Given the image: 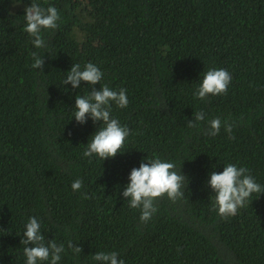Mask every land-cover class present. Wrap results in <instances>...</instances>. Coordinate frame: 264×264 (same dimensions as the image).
I'll use <instances>...</instances> for the list:
<instances>
[{
	"label": "trees",
	"instance_id": "16d2710c",
	"mask_svg": "<svg viewBox=\"0 0 264 264\" xmlns=\"http://www.w3.org/2000/svg\"><path fill=\"white\" fill-rule=\"evenodd\" d=\"M31 3L60 16L42 30L43 48L24 31ZM88 62L100 83L63 85L73 63ZM212 68L230 73L227 92L195 98ZM103 85L127 90V107L113 103L110 116L130 130L125 152L104 161L83 155L102 121L73 117L76 96ZM199 111L205 120L188 127ZM214 118L222 126L209 136ZM144 158L188 178L182 198L154 201L147 223L122 197ZM229 163L264 187V0H0V264H26L20 241L33 216L45 244L64 245L58 264H99L98 251L125 264H264V193L226 219L212 210L206 182Z\"/></svg>",
	"mask_w": 264,
	"mask_h": 264
},
{
	"label": "clouds",
	"instance_id": "9594fccd",
	"mask_svg": "<svg viewBox=\"0 0 264 264\" xmlns=\"http://www.w3.org/2000/svg\"><path fill=\"white\" fill-rule=\"evenodd\" d=\"M60 19L58 10L54 6L44 8L38 3H31L25 8L26 25L24 31L32 37V43L36 48L45 47L42 37V30H55ZM32 67L43 71L44 58L33 52ZM103 78L102 71L92 62H88L81 68L78 63H73L67 71L63 85L71 84L73 89L79 88L81 81L94 86ZM231 75L225 69H209L203 76L202 82L196 88L193 96L204 100L209 95H221L227 92ZM127 90L121 88L113 90L107 85H103L97 90L91 87L87 95L76 96L73 117L79 124H84L90 117L96 123L102 121L104 125L92 134L91 141L87 143V148L83 152L85 157L91 158L93 155L102 161L114 158L118 153H123V145L130 135L127 126H122L120 122L110 116L111 107L114 103L119 108L128 105ZM205 120L202 111L194 113V119L188 121V127L195 128L196 121ZM208 128L206 134L216 136L221 129L222 121L214 118L207 121ZM225 131L232 132L233 125L224 122ZM147 160V162H144ZM140 162L139 167H133L128 176V183L124 187L122 197L129 201V206L138 208L141 211L140 221L147 223L157 212L154 201L167 194V197L175 202L184 196V182L188 178L180 171L175 170L176 166L172 162L162 161L160 158L145 159ZM207 185L212 189L214 199L212 200V210H216L222 219L235 216L239 208L247 204L248 198L257 193L258 197L264 193V187L257 183L254 177L245 167H237L235 164H227L222 172L212 171L209 174ZM82 181L77 179L71 184L73 191H79ZM84 198H89L85 193ZM25 231L20 241L24 245L23 253L26 257V264H39L48 261L49 264H58L61 254L64 252V245L49 239L45 244V238L41 233V224L36 217H30L25 224ZM31 245V246H29ZM68 248L76 254H80L82 248L68 242ZM92 259L99 264H125L123 259H118V253L95 252Z\"/></svg>",
	"mask_w": 264,
	"mask_h": 264
}]
</instances>
